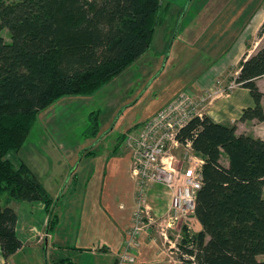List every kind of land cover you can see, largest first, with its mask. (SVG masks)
Wrapping results in <instances>:
<instances>
[{
	"label": "trees",
	"instance_id": "1",
	"mask_svg": "<svg viewBox=\"0 0 264 264\" xmlns=\"http://www.w3.org/2000/svg\"><path fill=\"white\" fill-rule=\"evenodd\" d=\"M161 5L162 0H0L4 264L24 245L11 200L41 201L51 224L55 219L53 196L25 159L15 164L8 154L23 148L41 111L67 96H93L145 54L165 18ZM5 27L9 41L1 34ZM263 75L264 45L242 57L234 78L254 100L243 108L240 121H264V92L256 82ZM99 115L90 113L94 134ZM177 138L190 142L203 159L194 210L201 226L195 233L184 226L177 256L181 264H264L259 258L264 256V139L238 133L236 124L216 122L207 114L191 118ZM223 154L228 164L222 163Z\"/></svg>",
	"mask_w": 264,
	"mask_h": 264
},
{
	"label": "rangeland",
	"instance_id": "2",
	"mask_svg": "<svg viewBox=\"0 0 264 264\" xmlns=\"http://www.w3.org/2000/svg\"><path fill=\"white\" fill-rule=\"evenodd\" d=\"M15 1L18 0H7V2ZM225 1L162 0L161 8L164 10L165 18L157 24L151 46L145 54L93 96H67L41 111L38 115L37 125L35 124L36 127L34 126L23 148L19 153L11 152L8 157L15 164L25 159L35 163L36 166L42 165L35 149L42 150L43 142L49 140H62L66 144L67 142L70 144L80 143L84 150L93 148L96 153L100 154L107 149L106 151L109 153L118 142L120 133L135 120H138L145 109L156 104L163 94L169 92L177 82H180L181 77L198 79L204 76L215 77L224 72L215 83L218 92H230L236 88L239 85L234 80L237 74L234 77L233 75L239 68L240 62L236 64L235 60L236 43L234 40L237 38L235 30L244 20H239V24L230 27L231 20L228 19L227 14L231 12L236 1L240 0H229L228 10L223 6ZM256 2L248 4L250 6L246 10V16L252 13L258 5L261 8L264 6V0ZM226 29H230L229 33ZM1 34L5 40H10V34L6 27L1 30ZM203 92L204 90L197 94L202 95ZM58 103L65 104V109L68 112L74 111L71 108V103L80 107L74 111L76 113L74 116L69 115L71 121L64 122L60 131H55L51 127V123L59 122L60 119H63L61 114H64L56 112ZM92 111H99L100 114L97 134L93 133L94 125L90 126ZM105 119L108 124L101 128ZM101 139L102 142H100ZM174 149V153L178 157L177 166L185 170L188 164L184 157V147L180 146ZM193 153L195 155L194 151ZM79 158L72 164L68 174L71 177L73 171H78L76 177H74L75 175L72 177L74 181L65 180L61 184L57 198L54 199L56 204L59 203L56 211L61 217L62 231L60 234L64 236V240L69 241L66 243L69 248L59 251L48 248V253H52V259L49 254L47 255L48 264H72L71 261L78 264H111L113 260L109 255H100L97 259L91 253L82 254L72 249L78 243L75 236V233L78 234L77 228L73 231L71 225L76 213L74 210L78 213L81 210L80 196L76 195L74 191L77 190V194H79L80 190H84L86 179L93 166L97 164L89 159L80 163ZM221 160L223 164H228V159L224 154ZM74 196L76 201L71 202ZM6 197L7 194H3L1 203H4ZM12 203L21 213L25 203L17 200H13ZM171 210L172 202L170 211L164 216L157 217L147 211V216L152 222L150 238L158 243L162 241L164 246L170 248L173 246L171 250L175 256H178L179 244L184 235V226L190 233H195L201 225L193 214L188 220L183 219V221L174 223L173 227H167L165 221L168 220ZM53 231L56 232V230ZM164 232L168 238L165 237ZM45 248V244L36 246L35 242L25 240L24 247L12 257L10 264H45ZM43 254L44 258L41 259L40 256L43 257ZM58 257L66 259L62 262H54L53 259ZM259 258L262 259L264 256H259Z\"/></svg>",
	"mask_w": 264,
	"mask_h": 264
},
{
	"label": "crops",
	"instance_id": "3",
	"mask_svg": "<svg viewBox=\"0 0 264 264\" xmlns=\"http://www.w3.org/2000/svg\"><path fill=\"white\" fill-rule=\"evenodd\" d=\"M256 1H236L232 10H230L231 12L227 14L228 19L231 20L230 27L235 26L237 23L239 24V20H244L240 22L238 28L235 30L237 34V38L234 40V43H236V64L240 62V59L245 54L250 56L264 45V32L260 34V29L264 22V6L261 8L258 5L248 16L245 14L250 6L248 4L257 3ZM225 2L223 6L228 10L229 0ZM226 31L229 33L230 29H226ZM223 73L221 72L215 77L204 76L198 79H194V77H181L180 82H177L169 92L163 94L156 104H153L149 109H145V112L140 115L138 120H135L120 133L118 142L109 153L106 149L104 153L98 154L93 148L84 150L80 143L70 144L67 142L66 144L62 140L44 141L42 150L35 149L39 155L40 164L42 165L36 166L35 163L27 160L26 162L54 199L57 198L61 184L65 180H69V182L74 181L72 177L73 175L76 177L78 171H73L71 177L68 174L75 160L80 157V163L85 159L97 163L96 166H93L89 177L86 179L84 190H80L79 194H77V190L74 191L76 195L80 196L81 210L79 213L74 210V213H76L73 217V224H71L73 231L77 228L78 232V234L75 233L76 242L78 241V243L73 246V250L82 254L91 253L97 259L100 255H109L113 260L111 264H130L123 263L120 257L127 239L130 236L129 229L133 221V212L136 206L138 192L137 181L132 174L133 152L124 141V133L129 128L137 126L153 116L179 92L186 88L193 89L196 93H202V90H213L216 87V80ZM237 73L238 69L235 70L233 77ZM256 82L264 92V75L257 78ZM262 103L264 106V96ZM71 104V108L74 111L80 107L75 105V103ZM253 104L254 100L249 90L238 85L230 92H217L206 104L204 114H207L219 123L228 125L236 124L238 133L244 132L264 139V121L239 120L243 108ZM65 106V104H59L56 107V112L64 114H61V118L63 119H60L59 122L51 123V127L55 131H60L61 125L64 122L68 123L72 120L69 115L74 116L76 114L74 111L68 112ZM101 122L103 123V120ZM107 122L106 120L101 128L108 124ZM102 141L101 139L100 142ZM174 150L173 148L172 152L177 157ZM144 195V205L147 211L157 217L168 214L172 202V190H169L163 184H152L147 187ZM12 201H10L9 205L17 211ZM75 201L74 196L71 202ZM22 202L25 204L22 206L21 213L17 211L18 236L22 239L24 245L25 240L35 242L36 246L45 244V264H48L47 255L49 254L50 259H52V253H48V248L57 251L69 248L66 245L69 241L64 240V236L60 234L62 231L60 226L62 224L61 217L59 212L57 213L56 211L59 203H54L53 214L55 219L51 224V216L47 212L43 202ZM53 230H56L57 233ZM138 241L139 246L134 250L136 260L131 264H181L177 255L175 256V253L171 250L173 246L170 248L164 246L162 241L160 243L156 242L153 238H150V232L141 231ZM20 250L13 254L6 263L10 264L12 257L18 254ZM40 257L43 259L44 254L43 257L42 255ZM65 259L58 257L53 260L54 262H62ZM4 263L5 259L0 247V264ZM70 263L78 264L72 261Z\"/></svg>",
	"mask_w": 264,
	"mask_h": 264
},
{
	"label": "built area",
	"instance_id": "4",
	"mask_svg": "<svg viewBox=\"0 0 264 264\" xmlns=\"http://www.w3.org/2000/svg\"><path fill=\"white\" fill-rule=\"evenodd\" d=\"M218 92L205 90L198 95L192 89H184L153 116L124 133V141L133 152L132 174L137 181V202L129 238L121 253L123 263H134V250L139 246L141 231L150 232L151 220L145 207L144 194L149 185L163 184L172 190V210L166 220L167 227L188 220L194 214L196 194L202 185L203 159L193 155L191 143L178 140L179 130L194 116H202L209 100ZM183 146L187 161L185 170L177 166L172 149ZM146 209V210H145ZM165 237L166 232H164ZM168 238V237H167Z\"/></svg>",
	"mask_w": 264,
	"mask_h": 264
},
{
	"label": "water",
	"instance_id": "5",
	"mask_svg": "<svg viewBox=\"0 0 264 264\" xmlns=\"http://www.w3.org/2000/svg\"><path fill=\"white\" fill-rule=\"evenodd\" d=\"M70 177V176H69Z\"/></svg>",
	"mask_w": 264,
	"mask_h": 264
}]
</instances>
